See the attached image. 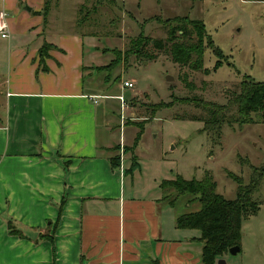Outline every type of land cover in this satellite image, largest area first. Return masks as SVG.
I'll return each mask as SVG.
<instances>
[{
	"label": "crops",
	"instance_id": "1",
	"mask_svg": "<svg viewBox=\"0 0 264 264\" xmlns=\"http://www.w3.org/2000/svg\"><path fill=\"white\" fill-rule=\"evenodd\" d=\"M81 6L0 0L9 28L0 38V264H201L199 231L176 227L160 204L171 178L156 183L159 196L135 192L138 168L126 172L127 145L98 101H119L121 129L124 97L96 81L107 65L93 62L94 32L76 30Z\"/></svg>",
	"mask_w": 264,
	"mask_h": 264
},
{
	"label": "rangeland",
	"instance_id": "2",
	"mask_svg": "<svg viewBox=\"0 0 264 264\" xmlns=\"http://www.w3.org/2000/svg\"><path fill=\"white\" fill-rule=\"evenodd\" d=\"M77 1L83 3L78 16L84 23L76 30L95 34L98 48L93 53L94 64L108 65L117 57L120 59L115 67L95 71L96 81L108 89L103 92L124 97L122 114L127 123L121 129L119 101L98 100L110 104L108 120L114 127L116 142L121 137L127 147L134 145L139 126L143 125L133 152L125 155L126 164L132 162L133 156L138 163L133 178L135 192L158 195L154 189L162 178L178 174L185 179H201L209 171L216 191L234 199L237 183L228 173L248 184L251 166L264 162V122L255 113L250 114L252 121L246 119L243 124L233 121L230 116L237 112L233 105L217 140L203 131L201 119L190 117L208 116L207 104L226 105L229 99H234L244 78L264 82V1ZM185 18L202 21L214 47L221 51L222 65L217 69H213L216 56L206 44L203 67L210 71L208 74L191 71L175 63L167 51L149 46L145 47L148 54L137 56L129 51L124 57L131 39L142 35L165 40L167 30ZM3 70L4 60L0 56V72ZM106 77L111 80L106 81ZM123 80L133 82L134 86L121 89ZM131 182L127 176L126 191L130 190ZM158 191L161 197L174 193L166 189ZM186 199L178 197L173 206L166 200H160V204L168 205L179 215L196 207L195 203L187 205ZM252 199L259 203L257 215L242 221L241 249L235 255L226 254L227 262L264 264V176Z\"/></svg>",
	"mask_w": 264,
	"mask_h": 264
},
{
	"label": "trees",
	"instance_id": "3",
	"mask_svg": "<svg viewBox=\"0 0 264 264\" xmlns=\"http://www.w3.org/2000/svg\"><path fill=\"white\" fill-rule=\"evenodd\" d=\"M176 24L167 30L165 40L142 35L131 39L128 48L124 51V57L129 51L137 56L148 54L145 47L149 46L156 51H167L175 63L186 66L191 71L208 74L210 71L203 67V52L206 44L216 56L213 69L222 65L221 51L214 47L202 21L185 18L177 20ZM44 46L46 48L44 47L45 50L44 48L40 49V54H46L50 45L45 44ZM118 54L119 52H117ZM115 60H112L107 66L97 67V69L104 70L114 67L120 62L119 57ZM233 96L234 99H229L226 105L215 103L205 105L209 107L207 109L208 116L190 118L201 119L203 131H207L212 139L217 140L221 136V128L227 117V111L229 112L233 105L237 110L234 116H230L233 121L242 122L241 124L246 123L247 120L252 121L250 114L255 113L264 122V82L244 78L239 82L238 92H235ZM139 127L134 145L126 147L125 152H133L135 143L143 131V125L140 124ZM132 158L130 167L126 171L129 173H132L138 166L135 157ZM119 162V157L110 159L112 167L119 166ZM228 175L237 183L234 199H227L216 191V183L209 171H206L201 179H185L177 174L171 179H164L160 182L161 190L166 189L174 192L162 196L161 199L166 200L170 206H173L180 196L187 197V205L195 203L196 207L193 210L177 215L175 224L178 228L199 231L198 241L202 243L201 264H216L218 259L229 254L231 247L240 246L242 221L256 214L259 209V203L252 199V194L258 189L264 176V162L259 166H251L248 184H243L241 177L233 173L229 172Z\"/></svg>",
	"mask_w": 264,
	"mask_h": 264
},
{
	"label": "built area",
	"instance_id": "4",
	"mask_svg": "<svg viewBox=\"0 0 264 264\" xmlns=\"http://www.w3.org/2000/svg\"><path fill=\"white\" fill-rule=\"evenodd\" d=\"M6 12L5 11H0V25H4V27H0V38L5 39L9 37V28L6 22ZM123 86L127 87V88H131L134 86L133 82L128 81V80H124L123 81ZM120 100L123 101V98L120 97ZM122 108L124 107V105L121 106ZM227 264H234V263H227Z\"/></svg>",
	"mask_w": 264,
	"mask_h": 264
},
{
	"label": "water",
	"instance_id": "5",
	"mask_svg": "<svg viewBox=\"0 0 264 264\" xmlns=\"http://www.w3.org/2000/svg\"><path fill=\"white\" fill-rule=\"evenodd\" d=\"M240 250V246H233L229 249V254L235 255ZM216 264H226L224 259H218Z\"/></svg>",
	"mask_w": 264,
	"mask_h": 264
},
{
	"label": "clouds",
	"instance_id": "6",
	"mask_svg": "<svg viewBox=\"0 0 264 264\" xmlns=\"http://www.w3.org/2000/svg\"><path fill=\"white\" fill-rule=\"evenodd\" d=\"M0 27H4V25H0Z\"/></svg>",
	"mask_w": 264,
	"mask_h": 264
}]
</instances>
